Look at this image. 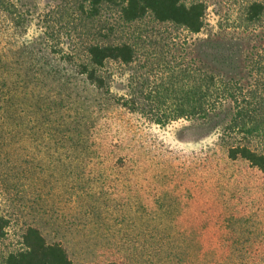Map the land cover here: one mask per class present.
Masks as SVG:
<instances>
[{
  "label": "rangeland",
  "instance_id": "1",
  "mask_svg": "<svg viewBox=\"0 0 264 264\" xmlns=\"http://www.w3.org/2000/svg\"><path fill=\"white\" fill-rule=\"evenodd\" d=\"M10 1L21 28L12 32V16L0 11V50L18 58L22 85L37 96L31 109L23 99L17 120L0 129V215L9 220L0 264L24 247L28 226L61 242L76 263L264 264V171L228 159L218 132L194 119L174 121L172 94L158 97L199 40L212 53L264 45V9L257 21L247 18L264 0H184L206 6L200 34L150 14L125 25L113 4L90 20L68 14V0ZM101 27L115 28L113 41L146 37L134 63L108 64L112 93L73 73L84 40L98 39ZM14 37L34 44L15 46ZM123 92L140 108L148 101L156 116L114 108L110 100ZM45 111L63 139L45 131Z\"/></svg>",
  "mask_w": 264,
  "mask_h": 264
},
{
  "label": "trees",
  "instance_id": "2",
  "mask_svg": "<svg viewBox=\"0 0 264 264\" xmlns=\"http://www.w3.org/2000/svg\"><path fill=\"white\" fill-rule=\"evenodd\" d=\"M112 4L118 6L120 18L125 25L143 22L150 14L158 23H173L192 34L202 33L205 27L206 6L200 1L187 4L184 0H68L69 6L65 9L69 11L68 14H77L94 20L102 13L103 8ZM15 8L17 9V4L14 1L0 0V11L12 16L8 22L12 32L21 28V21L16 18L18 13ZM263 9L262 3H253L249 9L251 17H247L248 20L257 21ZM100 29L101 36L98 39L84 40L82 45L84 56L77 63L73 73L97 91L111 92L114 86L106 71L108 64L117 62L128 66L134 63L138 56V40L146 37L142 34L137 37L136 33H133L124 40L113 41L110 32L115 28ZM11 40V37L8 38L9 49L13 48ZM13 40L14 45L19 47L34 44V40L29 42L25 40L22 43H19L17 37ZM198 44L200 46L197 50L191 49L185 53L182 66L169 73L172 87L159 91L158 97L163 99L164 96L172 94L176 107L174 121L194 119L209 126L210 132H218L221 139L227 143L228 159L243 160L252 167L264 171V45L245 54L241 51L212 53L207 43L199 40ZM67 56L70 60L72 56L75 59L74 51L72 55ZM16 62L18 58L3 49L0 50V129L7 123L13 124V121L17 120L16 113L23 99L28 102L26 105L28 109L35 106L36 91L30 85L24 89L20 78H25L26 75L21 74V66L18 67ZM23 91L26 92L24 97ZM113 94L118 96L116 93ZM121 94V98L110 100L109 103L115 105L114 108L120 107L129 113L140 112L145 117L156 116L148 101L141 104L140 108L137 101L130 100L124 92ZM161 101L156 100L153 103L158 105ZM38 109L44 111L48 106L41 107L38 104ZM47 114V111L43 113L45 118L43 125L47 127L45 131H50L51 119ZM166 118L171 119L168 116ZM156 120L157 123L165 124L162 117ZM119 131L122 142L124 137L121 133L124 132L125 138L126 134L121 129ZM49 136L59 137L52 131L49 132ZM122 146L116 143L118 150ZM127 156L122 154L119 159L126 161ZM8 226L9 220L0 215V237L6 234ZM23 245L22 249L9 253L5 264H90L74 262L61 242L49 243L35 226L27 227L23 235ZM106 264L120 263L112 261Z\"/></svg>",
  "mask_w": 264,
  "mask_h": 264
}]
</instances>
